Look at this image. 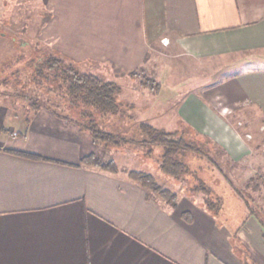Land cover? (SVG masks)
Masks as SVG:
<instances>
[{"label": "crops", "instance_id": "0c3cea01", "mask_svg": "<svg viewBox=\"0 0 264 264\" xmlns=\"http://www.w3.org/2000/svg\"><path fill=\"white\" fill-rule=\"evenodd\" d=\"M42 2L35 30L29 18L20 21L21 49L14 53L17 20L4 15L10 8L0 0V264H264L262 231L254 239L242 233L238 242L240 226L231 227L224 213L188 195L168 203L129 176L140 169L81 164L91 154L110 161V147L19 97L10 78L50 56L96 58L127 73L152 54L209 60L214 74L227 67L226 76L198 84L197 94L188 89L182 114L237 160L242 137L210 107L208 92L227 89L231 106L254 104L264 115V0ZM161 87L170 97L180 89L175 81ZM248 215L245 208L241 224Z\"/></svg>", "mask_w": 264, "mask_h": 264}, {"label": "rangeland", "instance_id": "374dc122", "mask_svg": "<svg viewBox=\"0 0 264 264\" xmlns=\"http://www.w3.org/2000/svg\"><path fill=\"white\" fill-rule=\"evenodd\" d=\"M2 1L10 8V11L6 10V12L1 10L4 15L7 13L17 20V23L12 26V33L16 35L13 40V50L14 53H18L21 49L20 21L23 18H29L31 21L29 22L31 23L29 31L35 30L31 25L38 19V14L42 13L43 2L42 0ZM45 13H48V16L50 14L45 11L44 15ZM65 59L75 63L83 71L94 72L104 78L116 81L121 86L117 99L123 103L122 110L102 118L101 125L129 138H141L143 134L138 125L141 121H146L173 131L189 126L192 128L191 132L198 135L199 139L205 140L206 134L199 131L198 127L182 114L181 96L190 88L197 94L198 89L193 88H196L198 84L219 80L226 76L224 72L227 71V67L221 68V73L219 71L214 74L216 63L212 64L209 60H203L204 63L201 64L203 61L200 59L197 64L198 60L193 56L171 59L165 58V56L155 57L152 54L142 67L133 70L138 71L135 76L123 69L108 70L96 58L65 57ZM22 62L26 63V59H22ZM208 62L210 63L207 65ZM168 64L173 69L165 67ZM43 70L40 71L36 67L22 68L19 73L10 77L13 81L14 93L21 98L29 97L30 102L37 107L47 106L57 97V93L53 91V87H56L57 83L46 79ZM171 70L173 71L171 72ZM153 79L160 84L159 91L149 86L150 84L155 85ZM182 79H184L183 84H181ZM174 81L180 85L177 96H175L176 91L173 92L175 97L167 96L161 86L164 83L171 85ZM187 83L193 84L190 86ZM226 90L218 89L208 92L210 100L214 101V107H210L220 113L240 133L244 144L243 153L237 160L232 158L222 145L218 147L209 143L211 147L209 156L201 157L189 153L187 160L192 172L185 177L175 178L160 170L158 157L162 150L161 147H157L153 155L146 156L142 149L138 152L139 146L133 143L119 147L110 145L107 157L113 158L118 167L126 166L128 169L135 167L152 173L158 184L169 188L177 194V197L188 195L206 207L207 194L203 190L195 189L200 184L199 178L203 179L213 189L212 197L214 199L222 197L223 199V205L219 212L229 217L231 227L240 226L235 228L236 230L234 229L236 231L235 239L240 242L239 235L242 233H247L252 239L256 238L260 231L264 233V115L254 104L240 107L231 106L228 96L223 95ZM212 126L221 131L217 124ZM14 132L16 131L14 130ZM209 138L213 140L212 137L209 136ZM150 191L153 192L151 189ZM155 194L162 198L157 193ZM245 208L249 214L246 220L250 219L241 224L240 220L244 217Z\"/></svg>", "mask_w": 264, "mask_h": 264}, {"label": "trees", "instance_id": "16d2710c", "mask_svg": "<svg viewBox=\"0 0 264 264\" xmlns=\"http://www.w3.org/2000/svg\"><path fill=\"white\" fill-rule=\"evenodd\" d=\"M37 68L40 71L44 69L45 78L57 83L56 87H53L57 97L54 101H50L46 107L58 116L76 123L82 130L90 132L94 141L102 144L105 148L110 145L120 146L133 143L138 145L146 156H151L157 147H161L162 150L158 157L159 166L160 170L168 176L182 178L192 172L187 160L189 153L208 157L211 148L209 143L218 147L221 146L207 135L205 140L199 139L198 135L191 132L192 128L189 126L173 131L141 121L138 125L143 134L141 138H129L119 132L109 130L101 125V119L109 114L119 113L123 107V103L117 99L121 86L116 81L91 71H83L75 63L66 61L64 56H50ZM130 74L135 76L138 71H130ZM153 80L155 81V79ZM149 86L157 91L160 89V84L156 81L155 85L150 84ZM40 107L38 106V108ZM71 111L73 112L71 113ZM7 150L39 157L35 153L24 150ZM81 164L112 172L119 170L113 159L104 162L95 154L83 157ZM128 174L138 180L143 187L151 189L168 203L176 205L177 194L158 184L152 173L133 169ZM199 179L200 184L195 189L203 190L207 194L206 208L218 213L223 205L222 197L214 199L212 197L213 189L203 179Z\"/></svg>", "mask_w": 264, "mask_h": 264}, {"label": "built area", "instance_id": "2783aa9c", "mask_svg": "<svg viewBox=\"0 0 264 264\" xmlns=\"http://www.w3.org/2000/svg\"><path fill=\"white\" fill-rule=\"evenodd\" d=\"M17 134H18L17 132H14V133H13V135H15V136H17Z\"/></svg>", "mask_w": 264, "mask_h": 264}]
</instances>
